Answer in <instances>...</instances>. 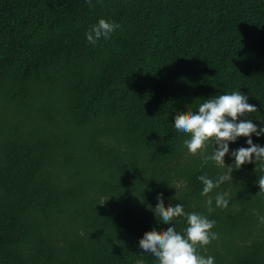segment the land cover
<instances>
[{
  "label": "trees",
  "instance_id": "trees-1",
  "mask_svg": "<svg viewBox=\"0 0 264 264\" xmlns=\"http://www.w3.org/2000/svg\"><path fill=\"white\" fill-rule=\"evenodd\" d=\"M99 18L120 27L92 45ZM239 89L264 121V0H0V264H155L136 249L169 226L158 197L215 221V264H264L259 162L204 163L171 130ZM221 174L208 213L197 177Z\"/></svg>",
  "mask_w": 264,
  "mask_h": 264
},
{
  "label": "clouds",
  "instance_id": "clouds-1",
  "mask_svg": "<svg viewBox=\"0 0 264 264\" xmlns=\"http://www.w3.org/2000/svg\"><path fill=\"white\" fill-rule=\"evenodd\" d=\"M91 4L92 0H85ZM119 24L104 18H99L95 23L88 25L84 32L87 43L95 45L101 38L108 40L111 34L119 28ZM255 105L248 102V95L239 90L224 92L204 98L194 110H188L186 115H179L170 121L171 130L178 135L187 134L183 140V146L189 154H200L204 163L212 161L217 167L230 166L225 164L227 155L239 169L246 163H253L256 167L259 162L261 171H264V145L254 143L252 137L257 139L264 136V121L259 124L247 117V113L256 112ZM241 117H245L241 119ZM244 137V144L230 150V143ZM211 145V153L205 149ZM197 179L202 184L201 196L206 197L204 205L208 213L216 208H226L228 199L226 193L217 192L210 196L214 189L218 188L226 179L225 175L210 178L200 175ZM254 183L259 191L264 193V174L257 177ZM186 187L184 182H178L174 187L175 195ZM174 195V196H175ZM158 223L169 225L159 234L153 230L137 242L136 251L143 256H149L155 264H215V258L211 255H202L198 247L203 248L217 238V233L212 231L215 221L206 215L195 211L185 212L182 203H170L165 207L163 197L157 198L155 206H149ZM182 217L185 227L177 231L174 218ZM264 222V217H259Z\"/></svg>",
  "mask_w": 264,
  "mask_h": 264
}]
</instances>
